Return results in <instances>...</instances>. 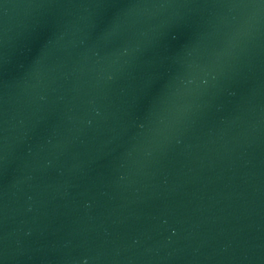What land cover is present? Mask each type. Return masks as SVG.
<instances>
[{
    "label": "water",
    "instance_id": "95a60500",
    "mask_svg": "<svg viewBox=\"0 0 264 264\" xmlns=\"http://www.w3.org/2000/svg\"><path fill=\"white\" fill-rule=\"evenodd\" d=\"M0 264H264V0H0Z\"/></svg>",
    "mask_w": 264,
    "mask_h": 264
}]
</instances>
